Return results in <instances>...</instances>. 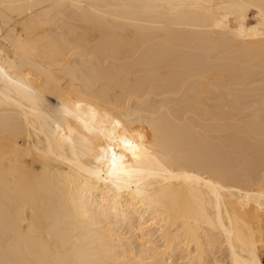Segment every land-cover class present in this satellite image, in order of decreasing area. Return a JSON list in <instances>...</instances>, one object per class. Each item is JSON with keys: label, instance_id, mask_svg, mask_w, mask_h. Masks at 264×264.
Segmentation results:
<instances>
[{"label": "bare ground", "instance_id": "1", "mask_svg": "<svg viewBox=\"0 0 264 264\" xmlns=\"http://www.w3.org/2000/svg\"><path fill=\"white\" fill-rule=\"evenodd\" d=\"M261 249L264 0H0V264Z\"/></svg>", "mask_w": 264, "mask_h": 264}, {"label": "rangeland", "instance_id": "2", "mask_svg": "<svg viewBox=\"0 0 264 264\" xmlns=\"http://www.w3.org/2000/svg\"><path fill=\"white\" fill-rule=\"evenodd\" d=\"M250 16H251V17L249 18L250 21H254V20H252V19H253V18H252V14H250ZM251 18H252V19H251ZM260 256H261V258H262V261L264 262V249H261V250H260ZM178 261L181 262L182 260H178Z\"/></svg>", "mask_w": 264, "mask_h": 264}]
</instances>
